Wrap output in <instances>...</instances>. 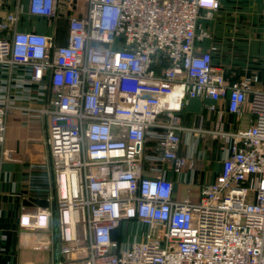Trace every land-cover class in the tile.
Wrapping results in <instances>:
<instances>
[{
  "label": "built area",
  "instance_id": "1",
  "mask_svg": "<svg viewBox=\"0 0 264 264\" xmlns=\"http://www.w3.org/2000/svg\"><path fill=\"white\" fill-rule=\"evenodd\" d=\"M219 6L0 0V146L13 123L47 125L46 138L27 135L24 158L49 162L56 208L20 225L46 237L56 226L58 264H264V90L231 85L197 48L208 37L197 33L202 12ZM197 98L218 113L225 101L238 127L183 126L180 113ZM201 133L228 145L221 172L196 202L177 201L167 173L196 165V151L180 150L183 134ZM124 226L135 229L127 241Z\"/></svg>",
  "mask_w": 264,
  "mask_h": 264
},
{
  "label": "crops",
  "instance_id": "2",
  "mask_svg": "<svg viewBox=\"0 0 264 264\" xmlns=\"http://www.w3.org/2000/svg\"><path fill=\"white\" fill-rule=\"evenodd\" d=\"M219 4L211 17L202 12L197 33H207L208 37L198 40L197 48L211 54L213 66L224 71L231 85L247 81L253 90H264V0H219ZM39 30L46 32L44 28ZM205 103L202 98L186 103L180 113L183 126L208 132L219 128L232 131L238 127L239 120L227 111L225 101L216 103L221 113L208 111ZM40 121L33 118L28 126L11 124L5 145L0 146V264L59 262L60 245L55 225L49 237L29 234L20 225L23 215L35 214L39 208L52 211L56 208L49 162L38 166L24 158L29 133L47 137V125ZM248 121L245 114L242 126H248ZM227 149L222 139H213L210 133H201L198 137L183 134L180 152L196 151L197 162L183 172L168 171L167 178L174 183V199L196 202L201 187L212 183L221 172ZM4 150L14 153L12 158H4ZM48 238L51 245L44 248L41 245Z\"/></svg>",
  "mask_w": 264,
  "mask_h": 264
},
{
  "label": "trees",
  "instance_id": "3",
  "mask_svg": "<svg viewBox=\"0 0 264 264\" xmlns=\"http://www.w3.org/2000/svg\"><path fill=\"white\" fill-rule=\"evenodd\" d=\"M58 31H59L58 43L59 45H63L66 40V35H67V21L66 20L60 21Z\"/></svg>",
  "mask_w": 264,
  "mask_h": 264
},
{
  "label": "rangeland",
  "instance_id": "4",
  "mask_svg": "<svg viewBox=\"0 0 264 264\" xmlns=\"http://www.w3.org/2000/svg\"><path fill=\"white\" fill-rule=\"evenodd\" d=\"M78 4H82L84 2V0H77ZM57 33H59V31H57ZM134 231L135 229L133 227L130 226H124L122 229V241H127L129 238L132 239V237L134 236Z\"/></svg>",
  "mask_w": 264,
  "mask_h": 264
}]
</instances>
